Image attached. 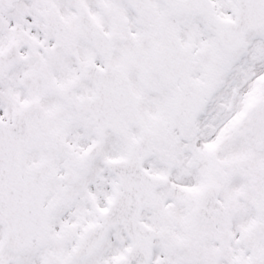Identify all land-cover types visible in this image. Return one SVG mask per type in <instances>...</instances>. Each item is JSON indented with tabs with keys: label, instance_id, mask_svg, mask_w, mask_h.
<instances>
[{
	"label": "snow or ice",
	"instance_id": "1",
	"mask_svg": "<svg viewBox=\"0 0 264 264\" xmlns=\"http://www.w3.org/2000/svg\"><path fill=\"white\" fill-rule=\"evenodd\" d=\"M0 264H264V0H0Z\"/></svg>",
	"mask_w": 264,
	"mask_h": 264
}]
</instances>
